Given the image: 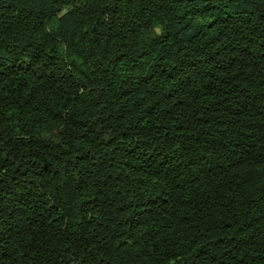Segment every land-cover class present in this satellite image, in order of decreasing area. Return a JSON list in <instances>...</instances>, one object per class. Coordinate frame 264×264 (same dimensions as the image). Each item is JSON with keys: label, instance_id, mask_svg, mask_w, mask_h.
<instances>
[{"label": "trees", "instance_id": "obj_1", "mask_svg": "<svg viewBox=\"0 0 264 264\" xmlns=\"http://www.w3.org/2000/svg\"><path fill=\"white\" fill-rule=\"evenodd\" d=\"M0 264H264V0H0Z\"/></svg>", "mask_w": 264, "mask_h": 264}]
</instances>
